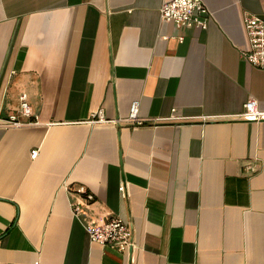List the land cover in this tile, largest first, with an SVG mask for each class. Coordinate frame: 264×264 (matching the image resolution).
<instances>
[{"label":"crops","instance_id":"crops-1","mask_svg":"<svg viewBox=\"0 0 264 264\" xmlns=\"http://www.w3.org/2000/svg\"><path fill=\"white\" fill-rule=\"evenodd\" d=\"M165 1L0 0V114L26 94L39 121L0 127V264H264V119L235 118L264 111L244 58L264 0H202L206 30L162 22ZM104 216L128 254L90 241Z\"/></svg>","mask_w":264,"mask_h":264},{"label":"built area","instance_id":"built-area-1","mask_svg":"<svg viewBox=\"0 0 264 264\" xmlns=\"http://www.w3.org/2000/svg\"><path fill=\"white\" fill-rule=\"evenodd\" d=\"M162 22L171 23L176 28H197L206 30L208 26L209 14L202 0H169L162 3L160 10ZM244 26L249 41V48L244 53L245 60L254 68L264 70V20L260 17L246 13L244 15ZM236 119L247 121H259L264 119V111L258 108L256 100H248L243 106V110ZM169 119V118H165ZM103 114L98 112L93 116L92 122H106ZM139 116V102H133L129 109L128 117L122 120L123 123H130L142 126L145 122ZM159 121V120H154ZM119 123V121H116ZM121 122V121H120ZM39 125L38 117L33 114L26 94L19 97V109L7 117L0 114V127L21 128L26 126ZM38 150L30 152V157L34 159ZM245 170L254 171L255 167L247 163ZM68 193L72 191L67 188ZM75 193L77 199L71 202L70 206L75 218H80L83 208H88L94 201V195L84 186H78ZM84 229L91 242L118 254H128L133 247V229L130 224L119 217L104 216L91 218Z\"/></svg>","mask_w":264,"mask_h":264}]
</instances>
